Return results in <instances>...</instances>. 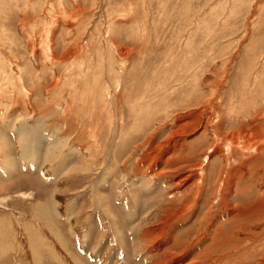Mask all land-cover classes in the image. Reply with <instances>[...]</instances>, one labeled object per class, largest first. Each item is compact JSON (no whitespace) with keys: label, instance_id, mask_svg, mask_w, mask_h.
Returning <instances> with one entry per match:
<instances>
[{"label":"rangeland","instance_id":"obj_1","mask_svg":"<svg viewBox=\"0 0 264 264\" xmlns=\"http://www.w3.org/2000/svg\"><path fill=\"white\" fill-rule=\"evenodd\" d=\"M263 214L264 0H0V264H264Z\"/></svg>","mask_w":264,"mask_h":264},{"label":"bare ground","instance_id":"obj_2","mask_svg":"<svg viewBox=\"0 0 264 264\" xmlns=\"http://www.w3.org/2000/svg\"><path fill=\"white\" fill-rule=\"evenodd\" d=\"M164 73V72H163ZM171 88V87H170ZM159 96H161V95H159ZM167 97V96H166ZM158 100V99H157ZM160 101V100H159ZM153 108V107H152ZM145 109H148V108H145ZM74 110V109H73ZM76 110V109H75ZM149 111H150V109H149ZM75 113V112H74ZM77 113V112H76ZM80 113V112H79ZM78 113V114H79ZM90 113V112H89ZM93 117H94V115H93ZM146 117V116H145ZM86 118V117H85ZM92 118V117H91ZM91 118H89V119H91ZM92 121V120H91ZM149 122V121H148ZM19 127V126H18ZM21 128V127H20ZM80 132V131H79ZM52 133V132H51ZM24 134V133H23ZM77 136H79V135H77ZM24 137V136H23ZM40 137V136H39ZM218 137V136H217ZM31 139V138H30ZM42 139V138H41ZM52 140V139H51ZM19 141V140H18ZM21 143H24V142H21ZM26 143V142H25ZM5 144H6V141H5ZM63 144V143H62ZM23 145V144H22ZM238 145V147L239 148H241V151L243 150V151H246V150H254V145H250V148H242V147H240L239 146V144H237ZM236 145V146H237ZM20 146V145H19ZM51 146V145H50ZM230 146H231V144H228V146H225V148H230ZM22 148V147H21ZM36 149V148H35ZM38 149V148H37ZM42 151V150H41ZM230 152V151H229ZM38 153V152H37ZM51 154V153H50ZM228 154H230V153H228ZM38 155V154H37ZM40 155V154H39ZM53 155H54V153H53ZM76 155V154H75ZM231 155V154H230ZM9 158H7V160H8ZM52 159V158H51ZM48 161V160H47ZM11 163H12V161H11ZM228 167V166H227ZM240 169V168H239ZM234 171H236V170H234ZM169 172V171H168ZM171 172V171H170ZM135 173V172H134ZM224 174H225V170H222L221 169V171H220V176H219V178H218V180H216V183H215V193H214V198H216L217 197V193L216 192H218V189H219V187H220V185L222 184V186H224L225 185V187H224V190H222V193L225 191V188L226 187H228V186H230L229 184H231V180H233L234 178L233 177H231V174L230 173H226L225 175H227V179L225 178V180H223V176H224ZM260 176H261V174H260ZM251 177H253V176H251ZM245 178V177H244ZM204 179V178H203ZM202 179V180H203ZM259 179V178H258ZM201 179H199L198 181H199V183H200V181H202ZM235 180V179H234ZM204 182V181H203ZM198 183V184H199ZM231 187H232V185H231ZM242 188H243V186H242ZM248 188V187H247ZM251 188V187H250ZM221 189V188H220ZM219 189V190H220ZM230 189V188H229ZM229 189L227 188V190H226V192H228L229 191ZM232 189V188H231ZM241 189V188H240ZM236 191H238V190H236ZM236 193H238V192H236ZM221 194V193H220ZM242 194V195H241ZM241 194H239L238 195V197H240V195L241 196H244L246 193H241ZM235 196V195H234ZM104 198V197H103ZM140 198V197H139ZM158 198V197H157ZM101 199V198H100ZM107 199V198H106ZM134 199V198H133ZM233 200V199H232ZM106 201V200H105ZM157 203H158V201H156ZM155 202V203H156ZM193 202L194 201H192L191 202V204L188 202V204H190V205H192L193 204ZM149 204V203H148ZM188 204H187V206H188ZM234 202H230L229 204H225L226 205V207L223 209V210H228L229 211V209H232V210H234V211H236V212H239L240 211V207L241 206H236V207H234ZM229 208V209H228ZM226 210V211H227ZM247 210V209H246ZM191 212V211H190ZM243 211H241L240 213H239V215H241V216H243V213H242ZM246 213V212H245ZM263 216H264V214H263ZM171 219V218H170ZM177 221V220H176ZM166 223V222H165ZM199 224V223H198ZM207 227L206 226H203V227H201V228H198V226H197V228H195L197 231H199V230H204V229H206ZM264 231V230H263ZM193 232H191V231H189L188 232V234H187V236H186V238L189 236H191V234H192ZM234 234H236V233H233V235ZM263 234H264V232H263ZM262 234V235H263ZM232 235V236H233ZM243 236L244 237H248V239L251 237V242L249 241V243H250V246L251 247H254V249H255V251L259 248V249H262V250H264V247L259 243V242H257V238H255V236H254V234L253 233H251V232H247V233H244L243 234ZM162 238V237H161ZM185 238V239H186ZM202 238V237H201ZM221 238V237H220ZM157 239H159L160 240V238H157ZM163 239V238H162ZM252 239H253V242H252ZM150 240V239H149ZM167 240V239H166ZM250 240V239H249ZM157 241V240H156ZM158 242V241H157ZM185 242L184 241H181L178 245H177V248L178 249H180V250H182L183 249V244H184ZM218 244V246H219V248H217V250H218V252L220 253V255L221 256H226L227 254H229V253H231V251L233 250H237L238 252L237 253H239V250L238 249H240V247H242L241 245L239 246L238 245V243L234 246V247H228V249L226 248V249H223V247L225 248V246L227 247V246H229V244L230 243H228V242H225L223 239H219L218 240V242H217ZM199 244V243H198ZM197 244V245H198ZM223 244V245H222ZM213 246V245H212ZM212 246H210V247H212ZM215 246V245H214ZM213 246V247H214ZM38 248V247H37ZM249 246L247 245V247H244L242 250H243V252L241 253L242 254V256H247V255H250V253H249ZM34 249V248H33ZM230 249V250H229ZM232 249V250H231ZM192 253V252H191ZM233 254V253H232ZM168 255V254H167ZM185 255H187V253H185ZM212 254H210L209 256H211ZM174 260V259H173ZM169 262H171V261H169ZM174 263V262H173Z\"/></svg>","mask_w":264,"mask_h":264}]
</instances>
